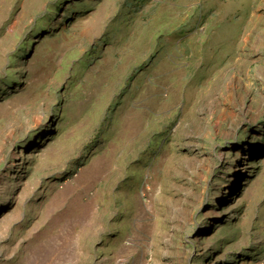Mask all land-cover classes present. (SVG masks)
Returning a JSON list of instances; mask_svg holds the SVG:
<instances>
[{"label": "rangeland", "instance_id": "obj_1", "mask_svg": "<svg viewBox=\"0 0 264 264\" xmlns=\"http://www.w3.org/2000/svg\"><path fill=\"white\" fill-rule=\"evenodd\" d=\"M256 148L264 0H0V264H264Z\"/></svg>", "mask_w": 264, "mask_h": 264}, {"label": "bare ground", "instance_id": "obj_2", "mask_svg": "<svg viewBox=\"0 0 264 264\" xmlns=\"http://www.w3.org/2000/svg\"><path fill=\"white\" fill-rule=\"evenodd\" d=\"M99 78H102V77L99 76ZM31 141H32V144L37 145V144L40 142V136H39V134H38V133H35L34 136H33L32 139H31ZM262 152H264V149L256 148V149H254V151H253L254 156H252V157H257V156H259ZM237 153H239V152H237ZM55 260H56V259H55L54 257H50V258L48 259V261H46V263H43L42 260L38 259V264H55ZM34 264H37V263H34Z\"/></svg>", "mask_w": 264, "mask_h": 264}]
</instances>
